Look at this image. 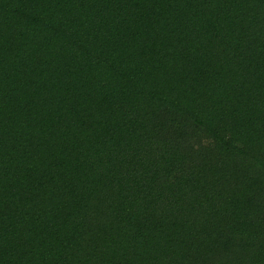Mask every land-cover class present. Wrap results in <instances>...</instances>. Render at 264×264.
<instances>
[{
	"label": "trees",
	"instance_id": "obj_1",
	"mask_svg": "<svg viewBox=\"0 0 264 264\" xmlns=\"http://www.w3.org/2000/svg\"><path fill=\"white\" fill-rule=\"evenodd\" d=\"M0 264H264V0H0Z\"/></svg>",
	"mask_w": 264,
	"mask_h": 264
}]
</instances>
